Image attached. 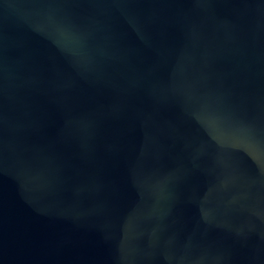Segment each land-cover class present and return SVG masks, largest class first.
<instances>
[{
  "label": "water",
  "instance_id": "water-1",
  "mask_svg": "<svg viewBox=\"0 0 264 264\" xmlns=\"http://www.w3.org/2000/svg\"><path fill=\"white\" fill-rule=\"evenodd\" d=\"M0 264H264V0H0Z\"/></svg>",
  "mask_w": 264,
  "mask_h": 264
}]
</instances>
